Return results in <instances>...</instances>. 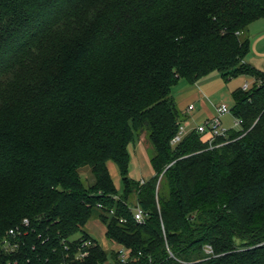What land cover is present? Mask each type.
Listing matches in <instances>:
<instances>
[{"label": "trees", "instance_id": "1", "mask_svg": "<svg viewBox=\"0 0 264 264\" xmlns=\"http://www.w3.org/2000/svg\"><path fill=\"white\" fill-rule=\"evenodd\" d=\"M261 18L264 0H0V264H264V72L245 62ZM212 72L253 80L232 94L240 131L171 145L174 89ZM94 214L127 263L83 231Z\"/></svg>", "mask_w": 264, "mask_h": 264}, {"label": "rangeland", "instance_id": "2", "mask_svg": "<svg viewBox=\"0 0 264 264\" xmlns=\"http://www.w3.org/2000/svg\"><path fill=\"white\" fill-rule=\"evenodd\" d=\"M264 28V18L258 19L250 24L247 30V34L253 35L254 33H258L260 29ZM249 36V35H248ZM250 64V63H249ZM252 64V63H251ZM250 64V65H251ZM253 66V65H251ZM259 70V69H258ZM244 84H247L249 88L253 86V80L249 77H237L234 79H231L229 81H225L219 73L212 72L205 78L201 79L199 82L193 85H187L184 84L185 87L183 89H179V87L175 88L173 91V97L176 103V106L179 111L182 110V108H186L189 103H192L195 105L194 112H190L189 115L192 116V118L195 121H191L195 127L199 125L203 121L204 115L202 114V108L200 105L199 100L204 99L205 102L211 107H215L216 109L222 105L226 104L228 108L230 109L233 106L234 100L232 97V94L234 91L241 89ZM199 97V99H198ZM221 127L225 131L230 132H239L240 126L235 125V120L231 114H225L220 118ZM144 146L147 149V153L149 156L152 155L153 149L150 143L146 139V133L143 134ZM202 139L205 140L206 136H202ZM137 171V179H140L139 174V168L136 167ZM82 182L85 185H89L91 183L90 180V174L89 169L83 168L79 171ZM92 179V177H91ZM133 204L135 205V200L133 199ZM97 217L94 214L92 219L85 225L83 228L84 232L89 233L93 240L96 241L102 249L108 250V253L112 250H114V245L109 244L108 241L105 238V235L103 234V227L100 225V227H95L93 224V221H96ZM80 233L76 234L75 237H78Z\"/></svg>", "mask_w": 264, "mask_h": 264}, {"label": "crops", "instance_id": "3", "mask_svg": "<svg viewBox=\"0 0 264 264\" xmlns=\"http://www.w3.org/2000/svg\"><path fill=\"white\" fill-rule=\"evenodd\" d=\"M248 35L250 39V51L245 59V62H247L248 64L252 63L251 65H253L254 68L264 72V28L260 29L256 34L254 33L253 35ZM183 87H185L184 84H180L179 89L182 90ZM199 102L202 108V114L204 115L203 121L199 123V125H201L203 122L212 119L216 115V108L209 106L204 99H200ZM189 105L194 106V109L190 111L194 112L195 105L192 103H189L188 106ZM187 107L185 109L182 108V110L180 111L182 115L181 120L188 123L190 127L195 128V126L191 124L195 120L191 115H189L190 112H187ZM144 141L145 139L143 138L142 134L137 144L129 148L130 161L128 175L131 179L139 181H146L153 175V171L150 166V156L148 155L147 149L144 146ZM136 167L139 168L140 179H137ZM108 170L115 188L119 190L121 188V183L118 168L113 163H109ZM93 224L95 225V227L99 228L101 225L104 228V226L101 223L99 225V222L97 221H93ZM103 231L105 232V228L103 229ZM90 237L92 236L90 235Z\"/></svg>", "mask_w": 264, "mask_h": 264}, {"label": "built area", "instance_id": "4", "mask_svg": "<svg viewBox=\"0 0 264 264\" xmlns=\"http://www.w3.org/2000/svg\"><path fill=\"white\" fill-rule=\"evenodd\" d=\"M248 89L249 87L247 86V84H244L242 87V90L246 91ZM193 109H194V106L189 105L187 107V112H190ZM230 111H231V108L229 109L226 104H222L216 109V115L212 119L203 122L201 125H198L195 128L190 127L189 124L186 123L185 121H180L178 125V130L170 141L171 145L173 146L177 145L179 142H181L183 137L187 135L191 130H195L197 134L201 136H206L205 140L208 141L209 144L211 145L214 138L223 136L225 134L226 131L223 129V127H221L220 118L225 114H231ZM234 120H235L234 122L235 125H239L240 123L239 120L237 119H234ZM142 219H143L142 211L138 207H134V220L137 223H141ZM23 222L25 225L28 224L26 220H24ZM14 235H15L14 230L8 231L7 237L5 238L3 242V249L5 251L13 252L16 249L17 243L12 244L9 241L10 237H14ZM92 246H93L92 240L82 241L80 245L78 246L77 259L82 260L86 258L89 253L88 249L91 248ZM114 248L115 249L112 251L117 254L118 260L121 263H127L129 261L128 251L120 245H114Z\"/></svg>", "mask_w": 264, "mask_h": 264}]
</instances>
